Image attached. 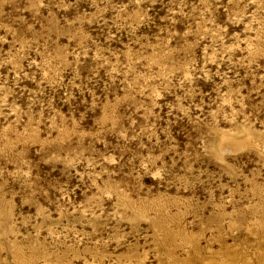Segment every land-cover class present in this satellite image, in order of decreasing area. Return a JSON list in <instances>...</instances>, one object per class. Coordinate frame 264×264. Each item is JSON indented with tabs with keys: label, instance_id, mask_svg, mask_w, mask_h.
<instances>
[{
	"label": "rangeland",
	"instance_id": "1",
	"mask_svg": "<svg viewBox=\"0 0 264 264\" xmlns=\"http://www.w3.org/2000/svg\"><path fill=\"white\" fill-rule=\"evenodd\" d=\"M0 264H264V0H0Z\"/></svg>",
	"mask_w": 264,
	"mask_h": 264
}]
</instances>
